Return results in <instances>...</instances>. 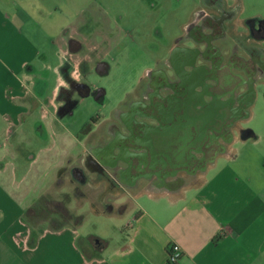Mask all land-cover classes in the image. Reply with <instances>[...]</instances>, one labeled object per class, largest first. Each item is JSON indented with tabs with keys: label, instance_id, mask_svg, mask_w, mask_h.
I'll use <instances>...</instances> for the list:
<instances>
[{
	"label": "crops",
	"instance_id": "1",
	"mask_svg": "<svg viewBox=\"0 0 264 264\" xmlns=\"http://www.w3.org/2000/svg\"><path fill=\"white\" fill-rule=\"evenodd\" d=\"M83 1L0 0V264H171V244L181 250L175 264H264V126L244 124L254 119L251 105L264 84V39L255 53L240 45L233 52L216 53L211 46L205 51L199 42V78L169 75L172 66L161 65L165 81L143 74L109 116L100 114L81 138L62 146L49 142V133L58 126L53 123L68 130L58 99L63 34L83 43L88 15L94 19L104 9L101 0ZM219 4L232 9L230 34H245L248 19L264 20V13L243 17L242 0H199L180 25L186 41L179 45L192 44L190 23H199L202 12H218ZM53 29L62 30L63 46L54 51L61 58L58 85L47 101L35 84L53 67ZM252 54L261 66L256 77ZM84 58V52L73 51L74 77ZM148 68L161 69L154 63ZM190 68L183 66V72ZM37 121L40 125L31 130ZM20 133L44 140L40 152L25 153ZM44 149L50 151L46 159L41 158ZM39 162L44 168L33 176L39 193L27 201L15 183L28 180ZM66 178L71 183L64 184ZM58 182L76 201L90 198L98 216L121 214L115 231H100L111 222L97 223L96 230L63 223L44 227L29 245L33 229L27 211Z\"/></svg>",
	"mask_w": 264,
	"mask_h": 264
},
{
	"label": "rangeland",
	"instance_id": "2",
	"mask_svg": "<svg viewBox=\"0 0 264 264\" xmlns=\"http://www.w3.org/2000/svg\"><path fill=\"white\" fill-rule=\"evenodd\" d=\"M101 1L104 9L94 13V19H92L89 29L93 28V24L102 26L104 32L111 37L110 39L108 37L107 39L105 38L106 41L101 35L96 33L94 36L91 35L84 38L82 44L86 46L96 44L95 55L104 60L109 66L108 72L103 75L90 71L86 80L91 88L103 89V95L99 98V102H96L97 99L95 100L92 94L79 96L78 101L65 115L67 119L65 125H67L68 130L65 131L66 128L59 130L60 123H53L54 126L58 125L56 126L58 132H55L54 129L56 128L51 126L49 142H57L62 146L69 145L71 142H75V139L83 136V130L97 114H107L109 116L110 112L120 105L125 91L130 90L135 80L143 76L146 67L149 66L150 59L155 55L156 57L165 55L167 45L171 42L173 36L180 33L178 25L189 19L192 10L196 8L199 2V0H147L145 8L141 7L142 10L134 0ZM154 1L158 3L155 8L150 6ZM227 1L231 3L235 0ZM242 2L244 6L243 17L264 13V7L259 0H242ZM84 3L85 0L82 5ZM160 3H162L161 6H159ZM62 22H59V27ZM28 23L32 24L33 21L30 20ZM63 23H65V20ZM157 29H160L161 34H156ZM61 33L62 30L53 29L54 36L51 39L53 41V67L51 70H43L41 72L40 78L45 79L42 84H40V78L37 79L35 84V89L38 90L36 92L43 100L48 98L47 101L51 98L54 99L58 85L56 65L61 62V58L54 51L63 46L62 38L60 37ZM78 37L81 38V35H78ZM257 89L258 97L251 105L255 117L250 121L244 122V124L246 123L245 125L258 129L264 126V84L260 83ZM201 108L204 109L205 106L202 105ZM40 123L39 121L32 123L30 125L31 130L33 126H39ZM19 139L23 143L22 148L25 153L29 151L31 153H39V148L43 146L42 142H44V140H41V142L39 140L36 141L33 134L30 133H20ZM240 142L241 140L235 143V148L240 146ZM42 151L41 158L46 159L48 157L47 153H50V151L49 149ZM8 164L9 168L14 166L12 160ZM32 166V172L29 174L28 180L15 183L17 184V191L12 187V190L19 192V195L27 194V201H34L38 196L39 190L36 188L33 176L35 177V174H38L44 168L40 162ZM67 180V178L64 180L66 185L71 183ZM60 186L61 183L58 182L43 195L42 199H37L32 210L26 215L33 232H38L44 227L75 223L78 220V216L75 213L82 217L79 221L81 224L80 228L87 226L94 230L101 222H111L112 225L108 226V230H106V226H102L100 231L101 233H106V231L110 230L115 231V226L122 220L121 214L114 212L107 219L98 216L90 207V198L76 201L71 192L68 191V186ZM77 193L81 197V193L79 191ZM92 193L93 197H95V193L93 191ZM57 194H59V197L55 198ZM55 199L62 201V203H56Z\"/></svg>",
	"mask_w": 264,
	"mask_h": 264
},
{
	"label": "flooded vegetation",
	"instance_id": "3",
	"mask_svg": "<svg viewBox=\"0 0 264 264\" xmlns=\"http://www.w3.org/2000/svg\"><path fill=\"white\" fill-rule=\"evenodd\" d=\"M134 1H136V4L140 6V9L145 8L147 0ZM210 1L214 3L215 0ZM161 4L162 3H160L159 6H161ZM219 5L220 7H218L220 9L218 10V12H202L197 16L199 23H190V25L188 26V35L192 37V44L190 45H179V43H185L186 36L183 35V30L181 29V26L178 25L180 33L173 36V41L176 43L173 49L168 54L165 53V55L159 57H156L155 55L150 59V63H154L156 66H160L161 69L149 70L147 66L144 74H151L152 72V75L158 76L162 81H165L168 74L162 69L161 65L170 64L173 70L169 75L187 77V79H195L196 77H198L199 68L201 67V65H197L195 67V57L197 55L196 53L200 52L198 48L199 42L205 43V51L211 46V49H214L216 53H221L224 51L233 52V49L239 45L240 48H251L253 50V53L258 51L261 46L260 43L264 39V20H261L257 17L248 19L245 21L248 26L245 34H243L242 36L238 34H230L229 24L232 22V18L230 16V12L232 9L230 8L228 10L226 7L221 6V4ZM157 6L158 4H156L155 7ZM92 19L93 16L91 14L88 15V19L85 21L83 27L81 28V30L85 33L84 38L90 37L91 35L94 36V34L98 32L100 33L99 35H101L104 39H107V37L110 39L111 36H108L104 32V28H102V26L93 24V28L89 29ZM159 32L160 29H157L156 34H161V32ZM63 35L65 36L64 45L66 48V53L63 56V63L59 67L62 81L58 86V99L62 102L60 104L59 110L62 113H67L70 111V108L75 104V102L78 101L79 96L82 97L92 94L95 100L97 99L96 102H99V98H101V96L103 95V89L95 87L91 88L89 83L86 81L87 76L90 74V71H93L99 75L106 74L108 72L109 66L104 60L95 55L97 50L96 47L86 46L85 44H82L78 40H76V38L67 36L66 33ZM209 43L213 45H209ZM76 50L84 52V54H86L88 58H84L79 62L78 74L76 77H74L73 71L75 64L71 60V55L73 54V51ZM211 56L215 57L214 54H211ZM251 58L255 59V61H251V64H254L255 66L253 75L254 77H256L257 74L261 71V66H259L258 68L256 66L258 64L257 55L253 56L252 54ZM217 60L219 61L220 58L218 57ZM185 65L191 67L188 72H183V66ZM201 77L202 76L200 72V78ZM223 88L224 86H222L221 84L218 89L221 90ZM205 90L206 86H203V92ZM230 96L231 99H233V95L231 94ZM99 116L100 114H97L94 118H92V122L88 124L86 128H89V126L95 124ZM83 176L84 178H87L86 174H83Z\"/></svg>",
	"mask_w": 264,
	"mask_h": 264
},
{
	"label": "built area",
	"instance_id": "4",
	"mask_svg": "<svg viewBox=\"0 0 264 264\" xmlns=\"http://www.w3.org/2000/svg\"><path fill=\"white\" fill-rule=\"evenodd\" d=\"M181 254V250L177 244H171L168 249V262L175 264Z\"/></svg>",
	"mask_w": 264,
	"mask_h": 264
},
{
	"label": "trees",
	"instance_id": "5",
	"mask_svg": "<svg viewBox=\"0 0 264 264\" xmlns=\"http://www.w3.org/2000/svg\"><path fill=\"white\" fill-rule=\"evenodd\" d=\"M44 195V194H43ZM43 195L40 197L41 199L43 198ZM39 198V199H40ZM55 201V200H54ZM56 203H62V201H55ZM30 210H32V208L31 209H29L28 211H27V214H28V212L30 211ZM82 219V217L81 216H78V220H76L75 221V223L76 222H79L80 220ZM41 231V230H40ZM38 232H33L32 234H31V237H30V239H29V245H33L34 243H35V239H36V234H37Z\"/></svg>",
	"mask_w": 264,
	"mask_h": 264
}]
</instances>
